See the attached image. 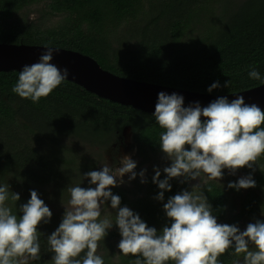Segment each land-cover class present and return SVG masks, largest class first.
<instances>
[{"label": "trees", "instance_id": "1", "mask_svg": "<svg viewBox=\"0 0 264 264\" xmlns=\"http://www.w3.org/2000/svg\"><path fill=\"white\" fill-rule=\"evenodd\" d=\"M0 43L74 51L130 80L202 94H235L264 84L248 75L255 68L264 80V0H0ZM18 75L0 72V186L8 184L20 195L19 201L7 202L18 216L32 190L50 208V221L38 226L41 258L28 264H53L47 238L65 213L57 205L70 197L69 187L90 186L84 178L96 169L90 150L119 145L128 130L141 159L140 171L151 158L165 155L159 146L164 130L154 115L98 98L67 81L33 103L12 92ZM226 81H231L228 87ZM215 82L220 87L208 92ZM257 164L255 171L245 167L231 174L225 169L221 180L208 179L197 189L218 223L243 231L248 223L264 221V156ZM139 173L132 189L110 190L121 198V207L139 214L149 227L162 229L171 223L163 204L185 189L191 191L194 180L171 179V191L159 201L155 174L145 175L147 182L141 183ZM239 174H251L256 186L229 188ZM165 178L161 173L160 179ZM116 214L106 201L101 219L107 216L114 223ZM120 240L114 224L97 250L105 264H135L136 257L120 253ZM233 251L219 258L222 264L242 261Z\"/></svg>", "mask_w": 264, "mask_h": 264}, {"label": "clouds", "instance_id": "2", "mask_svg": "<svg viewBox=\"0 0 264 264\" xmlns=\"http://www.w3.org/2000/svg\"><path fill=\"white\" fill-rule=\"evenodd\" d=\"M45 48L47 51L41 54L39 62L25 65L19 71L12 88L13 93L33 103L49 96L68 76L66 68L62 72L51 62L58 49ZM248 75L264 83L255 68ZM230 83L226 81L224 87ZM219 87V82H215L207 91ZM153 115L164 130L159 146L171 161L163 169L165 179L161 180L160 170L155 169L153 183L161 190L156 197L159 201H164L165 191H171L169 181L173 178L182 177L184 183L201 180L203 174L219 181L225 169L231 174L245 167L255 171L253 166L264 156V110L255 103H245L241 95H235L231 101L219 97L205 107L198 102L184 107L183 96L161 92ZM136 167L130 156H124L115 170L105 164L102 170L85 173L89 187L78 184L67 189L70 199L62 222L47 238L49 251L54 253L53 264H105L97 250L114 224L121 236L120 253L136 257L135 264H222L219 258L230 249L235 256L243 258L234 264H264V221L248 223L243 231L235 224L218 223L207 197L197 191L201 184L167 199L163 210L171 223L160 231L149 227L129 207H121V198L110 189L123 184L125 174H130L129 180L136 179ZM145 172L139 173L141 183L147 182ZM255 186L251 174L228 184L236 190ZM9 199L17 202L20 195L11 192L8 184L0 186V264L39 261L38 226L48 223L52 212L35 190L30 192L27 203L21 205L22 216L13 213L7 203ZM108 200L111 208L117 210L114 223L107 216L101 219L102 207Z\"/></svg>", "mask_w": 264, "mask_h": 264}, {"label": "water", "instance_id": "3", "mask_svg": "<svg viewBox=\"0 0 264 264\" xmlns=\"http://www.w3.org/2000/svg\"><path fill=\"white\" fill-rule=\"evenodd\" d=\"M52 48L58 49V51H54L51 62L62 72L65 68L68 70L65 81L75 84L98 98L147 114H154L158 94L161 92L183 96L184 107L197 102L205 107L219 97H227L231 101L235 95H241L244 97L245 103H255L264 110V84L228 95L190 92L118 77L101 69L97 62L88 56L70 50ZM45 51H47L45 46L0 43V72H19L25 65L39 62V57ZM202 119L204 118L202 117Z\"/></svg>", "mask_w": 264, "mask_h": 264}, {"label": "rangeland", "instance_id": "4", "mask_svg": "<svg viewBox=\"0 0 264 264\" xmlns=\"http://www.w3.org/2000/svg\"><path fill=\"white\" fill-rule=\"evenodd\" d=\"M31 18H35V14L32 15ZM90 151L92 154H94L93 158L96 162L95 171L102 170V167L105 164H108L110 167L113 168V170H115L116 167L120 166V161L124 156H130V158L136 162L137 167L134 170L136 173L141 172L142 170H146L145 175L155 174V169H159L161 173H164L163 169L167 167V165L171 164V161L168 160L165 155H159L154 158H151L147 163H144L143 169H141L140 171L137 170L139 164L141 163V159H139L136 155V150L134 149L131 141V134L128 130L124 131L122 141L120 142L119 145L111 146L108 149L102 151L96 148ZM129 175L130 174H125L123 177L124 183L123 184L118 183V186L127 190L132 189V184L134 180H129ZM204 176L203 175L201 176V180L199 182H197V180H194V183H189V187H191L192 189V185L202 184L204 181L208 180V178ZM244 176L246 175L239 174L237 177L238 179H240L241 177ZM139 178L141 177L139 176ZM69 199L70 197L66 201H64V203L58 204L57 205L58 209L65 212V206L68 205ZM157 230L160 231L161 229H157Z\"/></svg>", "mask_w": 264, "mask_h": 264}]
</instances>
